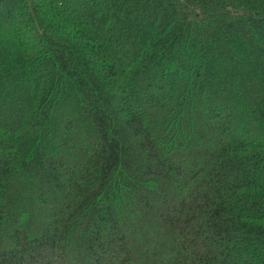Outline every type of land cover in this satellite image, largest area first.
<instances>
[{
	"label": "trees",
	"instance_id": "1",
	"mask_svg": "<svg viewBox=\"0 0 264 264\" xmlns=\"http://www.w3.org/2000/svg\"><path fill=\"white\" fill-rule=\"evenodd\" d=\"M0 50V264H264V0H0Z\"/></svg>",
	"mask_w": 264,
	"mask_h": 264
},
{
	"label": "rangeland",
	"instance_id": "2",
	"mask_svg": "<svg viewBox=\"0 0 264 264\" xmlns=\"http://www.w3.org/2000/svg\"><path fill=\"white\" fill-rule=\"evenodd\" d=\"M4 51V50H3ZM2 50H0V53H2L3 52ZM5 55V54H4ZM4 55H2L3 57H4ZM6 63H7V61H5ZM253 76V75H252ZM241 80L243 79V84L241 85V88L243 89V90H245L246 88H251L252 86H249V83H248V80H247V77H244V78H242V77H239ZM238 78V79H239ZM241 88H239V89H241ZM236 91L237 90H232V92H231V94L233 93V94H235L236 93Z\"/></svg>",
	"mask_w": 264,
	"mask_h": 264
}]
</instances>
